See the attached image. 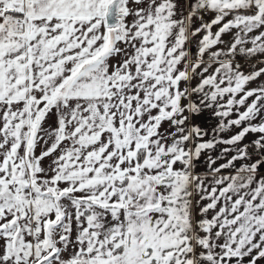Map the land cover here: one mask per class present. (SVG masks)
<instances>
[{
    "label": "snow or ice",
    "instance_id": "6c2138e0",
    "mask_svg": "<svg viewBox=\"0 0 264 264\" xmlns=\"http://www.w3.org/2000/svg\"><path fill=\"white\" fill-rule=\"evenodd\" d=\"M0 264H264V0H0Z\"/></svg>",
    "mask_w": 264,
    "mask_h": 264
}]
</instances>
